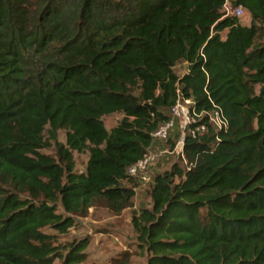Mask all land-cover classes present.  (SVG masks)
Here are the masks:
<instances>
[{"label": "trees", "instance_id": "1", "mask_svg": "<svg viewBox=\"0 0 264 264\" xmlns=\"http://www.w3.org/2000/svg\"><path fill=\"white\" fill-rule=\"evenodd\" d=\"M223 4L0 0V264H84L89 239L57 235L89 209L132 208L127 169L179 96L227 126L202 115L183 158L151 177V207L133 215L146 264H264V0H236L248 25ZM174 128L159 142L169 151ZM75 153L88 154L83 171Z\"/></svg>", "mask_w": 264, "mask_h": 264}, {"label": "rangeland", "instance_id": "2", "mask_svg": "<svg viewBox=\"0 0 264 264\" xmlns=\"http://www.w3.org/2000/svg\"><path fill=\"white\" fill-rule=\"evenodd\" d=\"M249 21L247 14L240 19L242 25H248ZM175 71L177 74L183 75L186 71V65L184 63L177 65ZM121 118L122 114L118 113L103 117L106 129L110 130L113 128ZM174 127V131L171 134V142L177 144L184 137L185 131L180 128L178 120H174ZM58 140L61 142L65 141V132H59ZM168 149V145L159 142L155 143L150 149L152 153L157 155L158 164L146 172L147 181L137 182L138 187L135 189L136 193L133 198L132 208L124 210L117 216L111 215L101 207L89 209L86 217H75L74 226L69 229L67 234L57 235V240L64 243L85 238L89 239V245L85 251L86 261L84 264H110L111 260L120 259L125 252L130 256L129 264H146L148 255L140 252L137 233L133 226V215L140 209L151 207L148 193L151 177L156 173L170 170L177 161L175 154L171 156L164 153ZM87 157V153L74 154L77 170L83 171ZM122 184L125 186L130 185L128 182H123ZM58 212L63 213L61 207H59ZM47 232L54 233L50 229H47ZM54 264H60V262L55 261Z\"/></svg>", "mask_w": 264, "mask_h": 264}, {"label": "built area", "instance_id": "3", "mask_svg": "<svg viewBox=\"0 0 264 264\" xmlns=\"http://www.w3.org/2000/svg\"><path fill=\"white\" fill-rule=\"evenodd\" d=\"M236 0H224L222 7L223 18L225 17H235L241 19L245 15V11L240 5L235 4ZM191 99H186L182 96L178 97L176 104L171 109L172 120L168 123L161 125L154 133L151 134L152 138L158 142H166L170 132L174 127V120L180 122V128L185 131L189 124H195L202 115L206 114L208 116L209 123L215 128V130H220L227 126V121L222 115V111L219 108L213 109L210 113H200L197 114L193 108ZM206 131L205 125H198L191 130V135H196V133H202ZM183 138L175 145L173 151L166 150L164 153L168 155H174L176 157L183 158ZM158 164L157 155L151 151H147L142 158L137 161V163L131 165L127 169V176L134 179H139L138 181H147L145 177L146 172L153 169Z\"/></svg>", "mask_w": 264, "mask_h": 264}, {"label": "water", "instance_id": "4", "mask_svg": "<svg viewBox=\"0 0 264 264\" xmlns=\"http://www.w3.org/2000/svg\"><path fill=\"white\" fill-rule=\"evenodd\" d=\"M183 141H184V137H183Z\"/></svg>", "mask_w": 264, "mask_h": 264}]
</instances>
